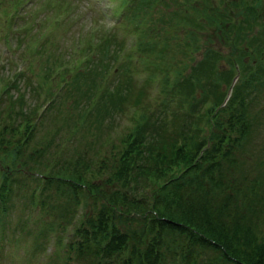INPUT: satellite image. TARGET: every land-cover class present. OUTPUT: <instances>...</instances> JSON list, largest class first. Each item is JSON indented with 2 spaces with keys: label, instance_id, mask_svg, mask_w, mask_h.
<instances>
[{
  "label": "trees",
  "instance_id": "1",
  "mask_svg": "<svg viewBox=\"0 0 264 264\" xmlns=\"http://www.w3.org/2000/svg\"><path fill=\"white\" fill-rule=\"evenodd\" d=\"M21 1L24 0H9L6 3L0 1L8 7L0 8V19L5 18L4 27L5 23L8 24L6 28L11 26L14 18L21 14ZM160 1L115 0L110 7L111 13L116 15L111 23L113 26L109 24L106 28L102 24L101 27L97 18L90 21L89 34L86 29L85 37L79 38L81 43H74L71 47L73 52L69 51L71 64H66V61L59 63L61 68L58 74L57 66L53 67H57V70L52 76L46 77L45 73L44 103L40 108L33 101L27 107L17 102L14 111V104L9 99L2 105L6 98L2 97L0 119L3 122L0 123V134L3 133L5 137L0 136V232L3 231L2 214L8 203V196L13 194L16 185L22 188L24 179L29 178L34 183L21 195L23 202L27 201L22 226H26L25 222L28 220L36 218L37 208L49 211L50 207L57 204L60 206L52 215L48 212L54 219L51 218L48 224V229L52 231L46 233V239H42L40 250H36L38 253L43 251L47 238L52 236L56 245L72 252L75 259L81 257L87 264H114L115 261L119 264H164V250L159 246L176 257L175 261L178 263L183 260L181 256L191 244L206 246L211 254L214 253L215 258L199 260L201 264H264V163L250 178L241 175L242 182L237 186L233 182L228 183L225 174L236 167L233 156L228 155L227 163L216 169L205 163L208 154L215 158L217 146L222 150L232 137L229 150L234 146L238 147L244 141L247 131H250L249 127L255 120L250 121V116H246L248 99L246 101L240 96V90L245 86L249 90L253 89L251 81L259 74L261 64L251 62L253 55L250 56L249 51H229L227 66L220 69L221 63L213 58H219L221 53L210 44L203 46L200 57H193L191 50H197L198 46L188 38L196 39L198 36L195 33L197 30L191 25H202L200 15L206 7H197L201 0H179L182 14L188 8H193V13L186 15L185 21L177 20L181 36L179 42L183 44L182 51L185 52V61L180 59V62L188 64L185 65V68L188 67L187 71L182 72V69L179 70L164 60L163 50L155 64L147 54L153 46L161 48L164 41L157 43V39H153L154 34L156 38L170 37L169 29L161 31L165 24H155V27L152 24V16ZM220 2L221 5L227 4V0ZM236 3V7L232 3V7H227V10L223 7L229 16V28L237 33V24H242V32L256 42L261 41L260 52H264V20L257 17L259 13L256 12L261 4L260 0H236ZM230 9L239 15L238 19L229 13ZM204 18L211 20L214 15L205 12ZM23 21L28 25L29 20ZM254 24L257 25L255 29ZM53 25L50 24V27ZM169 26L174 27V24L170 23ZM117 31L120 36H116ZM221 31L232 42L234 36L225 30ZM42 34V29H38L34 36L37 39L36 45L39 43L42 46L44 43L46 35ZM126 35H130L131 40L121 55L117 56ZM167 45L168 43L165 44L166 47ZM112 47L113 55L105 61L107 69L97 77L99 84L90 80L86 83L85 78L75 82L81 85L74 88L72 100H82L77 108V121L67 125L69 133L64 136V142L63 136H60L55 143L59 145L62 142L64 146L71 136L74 137L75 131L83 129L85 133H79L73 138L78 139L76 143L80 144L63 152L65 155L61 160L65 158L68 165L60 161V165L53 166L57 156L50 159L49 164L44 157L41 159L44 145L40 135L34 134V130H39L38 122L49 119L47 110L49 107L52 109L51 103L61 94L66 83L68 90L65 94H68L72 78L96 49L105 53L109 50L110 54ZM113 58L116 62L110 66ZM122 61L133 72L144 70L135 90L126 81L124 85L118 80L108 81L110 73L106 71L109 68H128L121 65ZM148 61L151 65L147 64ZM225 69L223 88L216 96L213 91ZM67 72L72 73L70 78L64 77ZM56 76L60 78V86L57 85L58 88L54 89L49 80ZM146 80H150L151 88L155 86L157 91L164 86L160 101H164L165 105L160 106L162 109L167 107L168 112L176 111L170 104L178 106V94L182 88L186 90L188 86L192 88L196 84L200 85L204 92L202 98H196L199 99L196 114L202 121L188 118L187 123H182L187 125L185 128L175 130L165 123L163 112L159 118L157 115L155 120H147L139 112V99L146 88ZM12 82L13 79L9 80L8 85ZM211 82L213 83L210 84ZM6 89L8 90V86L3 90ZM227 90L228 94L224 98ZM189 92L192 95L193 92ZM120 107L124 108L119 110ZM116 111L121 118H127L122 126L119 122L115 123L119 124L118 127L111 124L113 115L108 122L103 120L102 124L98 121L107 113L115 114ZM208 113L216 116L222 113L223 117L206 122L210 119L206 116ZM170 117L172 118L171 114ZM167 119L170 120L168 117ZM100 123L103 133L99 137L94 135L97 132L93 134L84 127L76 129L81 124L89 126ZM205 123L208 124L209 134L212 133L218 143L210 139L209 134H204L202 126ZM84 139L87 141L85 144ZM37 145L40 146L33 148ZM84 145L86 147L83 148ZM4 154L8 156L7 160H4ZM83 154H87L88 159L78 164L77 161L82 159ZM259 160L262 161V158ZM20 166L36 172V177L35 174L28 173L23 175L24 179H15V183L12 173ZM93 172L98 174L90 176ZM96 176L99 179L96 180ZM230 185L236 188L235 198L228 195ZM67 192L70 193L71 204L64 208L58 196ZM230 201L235 202L232 210L228 208ZM68 224L71 229L65 231ZM60 235L66 238L61 240ZM63 252L66 255L64 257L63 254L62 259L71 256L66 250ZM46 259H53L52 264H58L56 259H61V255L56 256L55 250Z\"/></svg>",
  "mask_w": 264,
  "mask_h": 264
},
{
  "label": "rangeland",
  "instance_id": "2",
  "mask_svg": "<svg viewBox=\"0 0 264 264\" xmlns=\"http://www.w3.org/2000/svg\"><path fill=\"white\" fill-rule=\"evenodd\" d=\"M0 1L3 3L9 2V0ZM114 1L115 0H24L20 2V5L22 4L23 6L21 14L14 18L11 26L6 28L8 24L5 23L4 27L3 21H5V18L4 20L0 19V101L3 100L2 97H6L2 105L9 99L10 103L14 104V106H12L14 111H16L15 104H17V102H21L27 107V104H31L33 101L39 104L37 108H40V106L44 103L43 96L45 91V73L46 77L48 75L52 76L58 67L59 69L56 73L58 74L61 68L59 63L66 61V64H71L72 58H68L71 55L70 52H73V48L71 47L74 43L75 45L77 43H81L79 38L83 39L85 37L86 29L89 34V27H91L90 21L97 18V22L101 27L102 24H105L106 28L107 25H112L111 23L115 20L116 15L111 13L110 7ZM260 2L261 4L256 10V12L259 13L257 17H261V19L264 20V0H260ZM180 3L181 2L179 0H161L157 3V8L152 16L153 27L156 26L155 24H165V28L160 30L165 31L166 29H169L170 37L165 36L164 39L158 37L156 38V34H154L153 39H157V43L160 40L161 42L164 41V43L161 45V48L153 46L147 56H150L149 60H154L156 64L158 55L163 50L162 53L165 55L163 59L169 61L170 65L176 66L179 70L182 69L183 72L187 71L188 67L185 68V65L188 64H186V62L184 64L180 62V59L184 60L183 57L185 56V52L182 51L184 49L183 44L179 42L181 36L178 32L179 29H177V20L182 19L185 21L186 15L188 16L193 13V8H188L186 13L182 14L180 12L181 8H179ZM198 3L199 6L197 7L199 9L203 7H206V9L200 15L203 21L201 22V27L195 25L190 26L195 28V30H197L195 33L198 34L196 39L188 38L198 46L197 50H191V54L194 58L200 57V51L203 46L210 44L221 53L219 58H213L214 60L217 59V61L222 64H220V69L227 66V53L229 51H241L242 53L243 51H249V55H253L251 62L256 61V64H261L259 74L251 81L253 89L249 90L248 87L245 86L240 90V96L244 97L245 100L246 98L248 99V101L246 100L247 104L245 108L246 116H250V121L255 120L249 127L250 131L248 129V131L246 130L247 133L245 139L240 146H234V149L231 148L233 150L230 151L231 149L229 150V147L231 145V137L228 143H226L225 148L222 150L218 149L217 146L215 150V158L211 157L212 154H208L205 160L206 165L212 166L216 169V167H222L227 163L228 155L233 156L236 167L231 168L225 174L227 175V182H233L234 185L237 186L240 182H242L241 175H245L250 178L253 173H256L263 167L262 163H264V52H260L259 47L261 41L256 42L252 40L250 36L245 35L242 32V24H237V33H233V30L229 28V16L226 15L225 11L227 10V7H232V3L234 4V7H236V0H227V4L225 5H221L220 0H201ZM2 6L5 7V5L0 3V8ZM248 6L250 7L249 4ZM223 7L226 10H224ZM228 11H230L229 13L232 14V16L235 15L236 19H238L239 15H237V13L234 14L231 9ZM243 11L245 12L246 10ZM205 12H210L211 16L214 15V18L206 20L204 18ZM24 19L29 20L28 25L23 21ZM186 22L189 21L186 20ZM52 23L54 25L50 27V24ZM170 23L174 24V27H170ZM256 27L257 25L254 24L253 28L255 29ZM262 27L264 28V23ZM40 28L44 32L42 35H46L42 46H39V43L36 45L35 41L37 39H34L37 30ZM104 28L105 27L103 26V29ZM179 28H181V26ZM221 30H225L234 36L232 38V42L230 39H227L226 33ZM116 36H120L118 31L116 32ZM32 39L34 40L31 41ZM130 40V35H126L124 37L122 46L119 49L117 56L121 55L120 53H122V51L128 46ZM166 43H168L167 47L165 46ZM244 47H246V49H244ZM113 52V47L110 54L109 50L105 53L101 49H96L88 61L79 67L78 73L72 78L68 94H65L68 90V83H66L61 90V94L51 103L54 107L52 106V109L49 107L47 110L49 119H42L38 122L39 130H34V134L40 135V140L42 141V145H44L40 156L41 159L44 157L48 160L49 164L51 163L50 159H53L56 156V161L53 166H56L57 164L60 165V161L61 163H66L65 158L61 160L65 155L63 152L66 153L67 149L70 150L72 146L80 144V142L76 143L78 139L73 140V138L75 135L78 136L79 133H85L83 129L77 130L75 131L76 133L74 137L71 136L64 146L62 145V142H60L59 145H55L60 136H63L62 141L64 142V136L69 133L67 125L77 121L75 118L79 114V110H77V108L81 105L82 100L80 98L75 101L72 100L71 95L74 93V88L76 85H81L75 84V82L85 78L86 83L90 80L91 82L96 81L99 84V78L97 77L100 72L107 69L105 67V61L107 59H111L110 55H113ZM222 54L225 56H222ZM114 62H116V59L113 58L110 62V66H112ZM225 62L226 64H224ZM147 64L151 65V62L148 61ZM121 65L128 66V68L126 69L122 67L117 69L116 67L115 69L109 68L106 71L110 73L108 81L118 80L122 83L121 85L126 84L124 83V81H126L131 83V88L135 90L137 88L136 83L143 76L144 70L142 69L136 73L133 72L132 68L125 62L123 63L122 61ZM54 66L57 67L53 68ZM121 73L123 74L120 76ZM71 75V72H67L64 74V77L70 78ZM59 76H56L52 80L48 79L54 89L59 84ZM225 78L226 69L218 78L215 89L213 88L214 95L217 96L221 92ZM11 79H13V82L9 86L8 81ZM212 83L213 82L210 84ZM2 84H6L5 87L8 86V90L6 89V91H4L3 89L5 87ZM144 85L146 88L143 89L139 99L141 102L139 112L145 116L147 120H155V117L158 115L159 118L162 115L161 112H163V114H165V116H163L165 118V123L168 124L170 128H174L175 130L180 129V127L185 128L187 125L182 123H187L188 118L196 120L197 122L202 121L196 114V104L199 100L196 98H202L204 92V88L200 85L196 84L192 88L188 86L186 90L182 88L181 92L178 94V106L170 104V107L174 108L176 111L171 110L170 112H168L167 107L162 109L160 106L165 105L164 101H160V99H162L161 94L164 86L157 91L155 86L151 88L150 80H146ZM59 86L60 85H58V87ZM190 90L193 92L192 95L191 92H189ZM209 96L211 95H206V97ZM123 108L124 107H120L119 110ZM118 113V111H116L115 114L107 113L106 115L100 117L98 121L101 123L103 120L104 122H108L109 117L113 115V121L111 124L119 122L120 126H122L127 122V118L125 116H122L121 118ZM170 114L172 115V118L170 117ZM206 116L210 117V119H207L206 122H211L217 118L223 117L222 113L217 116L208 113ZM167 117L170 119L169 121ZM2 122L3 120L0 119V123ZM101 123L97 125L91 124L89 126L88 124L83 126L82 123L76 129L84 127V129L93 134L97 132L94 134L95 136H100V134L103 133L100 128ZM119 124H115L114 126L118 127ZM177 124H179V126ZM202 127L205 130L204 134H209L210 131L208 124L205 123ZM224 130H227V128ZM195 131L196 129H194V132ZM2 135L4 134L1 133L0 136ZM209 137L210 139L216 140V142L218 141L217 138L213 137L212 133L209 134ZM86 139H88V137H86ZM85 143H87V141L84 139V144ZM39 146L40 145L33 146V148H38ZM84 147H86V145H84L83 148ZM3 157L4 160L8 159L6 154H4ZM261 158L262 161H258V159ZM85 159H88L87 154H83L82 159L78 160L77 163L81 164ZM38 165H40V163ZM66 165L68 164L66 163ZM28 173L35 174V177L37 175L36 172L27 170V168L20 166L15 173H12V180L19 178L24 179L23 175L26 176ZM96 174L98 173L93 172L90 176ZM95 179H99V176H96ZM15 183H17L16 180ZM33 183L34 181H31L29 178L24 179V183L21 184L22 188H18V185H16L13 190V194L10 197L8 196V203L6 204V208L2 214L4 215V224L2 228L3 231L0 232V264H43L44 262L46 264H52L53 259L48 260L46 258L48 256H52L55 250L56 256L59 254L61 255V259H56L58 264H87L81 257L75 259L72 252H69L66 248L61 247V245H56L54 237L46 240L47 243L42 252H36V250H40V246L43 243L42 239H46V233L52 231V229H48L49 220L52 218L48 212L52 215L54 211H58L60 209V206L57 204L50 207L49 211L48 209L45 210L43 208H37L36 218L33 221L28 220V222H25L27 223L26 226L24 225L25 227L22 226L21 221L22 218H24L27 201L23 202L24 199L21 198V195H23L24 190L29 186H32ZM229 190V197L235 198L236 188H234L233 185H230ZM69 198L70 193L68 192L65 195L58 196V200L61 201L64 208H68L70 206L71 202L69 201ZM229 203L230 206L228 208L232 210L235 202L232 203L230 201ZM92 208L93 206L91 205V209ZM93 210L94 209H92V211ZM52 220L54 219L52 218ZM70 229L71 227L68 224L65 231H69ZM60 238L64 239L66 237L60 235ZM133 240L136 239L133 238ZM128 244L129 241H127L126 245ZM159 248L164 250L162 251L165 256L164 264H201L199 260L214 257V253L211 254L210 249H206V246L191 244L187 246V252L184 254L182 253L183 255L181 256V259L183 260L176 263V257L170 255L162 246H159ZM65 250L70 253L71 256L67 259H62L63 254L64 257L66 255V252H63ZM46 253L49 254L46 255ZM114 264L119 263L115 261Z\"/></svg>",
  "mask_w": 264,
  "mask_h": 264
}]
</instances>
